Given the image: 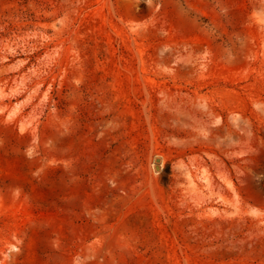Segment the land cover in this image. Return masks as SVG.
Masks as SVG:
<instances>
[{"label":"rangeland","instance_id":"1","mask_svg":"<svg viewBox=\"0 0 264 264\" xmlns=\"http://www.w3.org/2000/svg\"><path fill=\"white\" fill-rule=\"evenodd\" d=\"M0 264H264V0H0Z\"/></svg>","mask_w":264,"mask_h":264},{"label":"water","instance_id":"2","mask_svg":"<svg viewBox=\"0 0 264 264\" xmlns=\"http://www.w3.org/2000/svg\"><path fill=\"white\" fill-rule=\"evenodd\" d=\"M156 162H157V163H160V159L157 158V159H156ZM156 169L159 170V169H160V165H156Z\"/></svg>","mask_w":264,"mask_h":264}]
</instances>
